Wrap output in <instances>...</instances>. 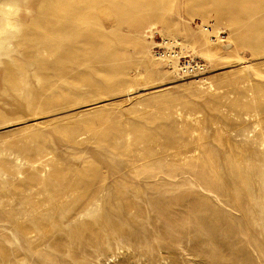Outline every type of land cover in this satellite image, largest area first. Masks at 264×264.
Segmentation results:
<instances>
[{
	"label": "rangeland",
	"instance_id": "obj_1",
	"mask_svg": "<svg viewBox=\"0 0 264 264\" xmlns=\"http://www.w3.org/2000/svg\"><path fill=\"white\" fill-rule=\"evenodd\" d=\"M124 1L0 0V264H264V40Z\"/></svg>",
	"mask_w": 264,
	"mask_h": 264
},
{
	"label": "bare ground",
	"instance_id": "obj_2",
	"mask_svg": "<svg viewBox=\"0 0 264 264\" xmlns=\"http://www.w3.org/2000/svg\"><path fill=\"white\" fill-rule=\"evenodd\" d=\"M120 1H122L123 2V0H114V5L115 6H117V8H118V10H115V9H113V11H114V17L117 19V23H120V16L122 15H120ZM126 2H127V0H125ZM125 1H124V3H125ZM129 1H133L134 2V0H128V2ZM139 1L140 0H136V2L135 3H138L139 4ZM217 1V0H216ZM132 2V3H133ZM108 3V2H107ZM106 2L104 3V4H107ZM111 3V2H110ZM223 3H225L226 5V7H228V9L224 6V4ZM75 4H77L76 2H73V4H72V7H71V3H70V6H69V9H70V11L68 12V14L66 15V13L64 14V11H63V9L62 8H59V10H58V12H57V15H59L58 17H59V19H58V23H57V29L59 30V29H63V24L62 23H70V19H72L73 17H75L77 14H78V12H77V7H76V5ZM112 4V3H111ZM127 4V3H126ZM125 4V5H126ZM131 4V3H130ZM138 4L137 5H135L134 4V7L135 6H138ZM141 4V3H140ZM219 5V4H223V8H225L226 10H227V12L225 11V12H223V13H221L220 12V15H227V16H229V17H231L230 19H234V22L235 23H240V21L241 22H243L244 23V26L242 27V28H245V29H243V30H245L244 31V38H243V35H241L242 37L241 38H243L242 40H243V42L244 43H250L252 46H254V45H258L259 43H261L262 42V40H264V16H261L262 15V11H263V7H264V0H221V1H217L216 2V5ZM94 5V4H93ZM122 5H123V3H122ZM127 5H129V4H127ZM107 6H108V8H109V6L110 5H108L107 4ZM112 6V5H111ZM133 6V5H132ZM164 6V5H163ZM154 7V6H153ZM153 7H149L148 9L149 10H151V9H153L154 10V8ZM220 7H222V6H220ZM241 7H243L244 8V10L243 9H241ZM138 8V7H137ZM136 8V9H137ZM151 8V9H150ZM112 9V8H111ZM111 9H109V10H111ZM143 9V8H142ZM141 8L139 9V10H142ZM147 9V10H148ZM139 10H137V11H139ZM145 10V9H144ZM144 10H143V12H144ZM149 10H148V12H149ZM112 11V10H111ZM110 11V13H112ZM155 11H156V9H155ZM154 11V12H155ZM221 11V10H220ZM242 11H246V12H248V15H249V17L251 16V15H254V14H260L261 13V15H259V16H261V17H259L258 19H256L257 20V22H255V23H248V22H246L247 20H246V18H243V17H241L240 16V13L242 12ZM123 13H124V11H122ZM140 12H142V11H139V13ZM142 12V13H143ZM151 12V14H152V11H150ZM150 12L149 13H147V14H149V15H151L150 14ZM108 13V12H107ZM106 13V14H107ZM138 12H137V14H139ZM144 13H146V10H145V12ZM65 16H64V15ZM80 14V13H79ZM105 14V15H106ZM136 14V15H137ZM141 14V13H140ZM95 15H97L96 14V12H95ZM109 15V14H108ZM112 15H113V13H112ZM146 15V14H145ZM145 15H143V14H141V15H137V16H135V20L136 21H138V22H142V20L144 19V17H145ZM63 16H64V18L66 19H63ZM79 16V15H78ZM100 16V15H99ZM110 16V15H109ZM147 16V15H146ZM57 17V18H58ZM94 17V16H93ZM102 17V16H101ZM226 17V16H225ZM228 17V18H229ZM247 17V16H246ZM256 17H258V16H255V17H253L254 19L256 18ZM95 18V17H94ZM99 19H98V17H97V20L96 21H98ZM236 20H237V22H236ZM244 20H245V22H244ZM252 20V19H251ZM255 20V21H256ZM66 21V22H65ZM93 21H95V20H93ZM116 21V20H115ZM133 21V20H132ZM233 21V20H232ZM250 22V21H249ZM72 23V22H71ZM100 23V22H99ZM115 23V22H114ZM235 23H234V25H235ZM242 23V24H243ZM116 24V23H115ZM233 24V23H232ZM118 25V24H117ZM237 25H239V24H237ZM239 26H241V24L239 25ZM118 27V26H117ZM241 28V27H240ZM238 29V28H237ZM63 31L62 30H60V33H62ZM242 32V31H241ZM241 34V33H240ZM72 40V39H71ZM70 40V41H71ZM88 40H91V38H88ZM61 46V45H60ZM82 56V55H81ZM85 58H87V56H84ZM72 60V62H77V63H79L78 61H80V57L79 56H77V54H75V56H73V58L71 59ZM82 60H84L83 58H82ZM86 60V59H85ZM76 63V64H77ZM73 64V63H72ZM75 64V63H74ZM80 64V63H79ZM93 198V197H92ZM80 202V201H79ZM96 206V205H95ZM94 207V204L89 200V202H87V204H86V206H84V207H82L81 209L82 210H80V212H78V217H83V216H85L86 214H88L89 212H91L92 211V208ZM105 219V218H104ZM98 220V219H97ZM89 224H91V223H89ZM111 223L110 222H108V221H105V222H103V223H98L96 226L99 228V232H106V231H108L109 229H111L112 228V226L110 225ZM38 228H40V227H38ZM38 228H37V230H38ZM113 229V228H112ZM26 231V233H27V230L29 231V229H25ZM41 230V228L39 229V231ZM113 230H116V228L115 229H113ZM32 231V230H31ZM38 231V232H39ZM95 231V230H94ZM93 231V232H94ZM117 232V231H116ZM129 234V233H128ZM38 235H39V233H38ZM115 235H117L118 236V232H117V234H115ZM114 238H120V237H114ZM118 240H121V239H118Z\"/></svg>",
	"mask_w": 264,
	"mask_h": 264
}]
</instances>
